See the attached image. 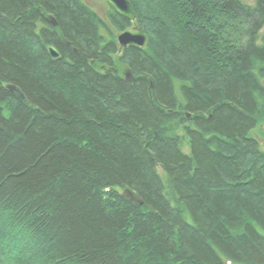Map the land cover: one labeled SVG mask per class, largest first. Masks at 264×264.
Here are the masks:
<instances>
[{
    "label": "trees",
    "instance_id": "16d2710c",
    "mask_svg": "<svg viewBox=\"0 0 264 264\" xmlns=\"http://www.w3.org/2000/svg\"><path fill=\"white\" fill-rule=\"evenodd\" d=\"M129 1L0 0V264H264V0Z\"/></svg>",
    "mask_w": 264,
    "mask_h": 264
},
{
    "label": "water",
    "instance_id": "95a60500",
    "mask_svg": "<svg viewBox=\"0 0 264 264\" xmlns=\"http://www.w3.org/2000/svg\"><path fill=\"white\" fill-rule=\"evenodd\" d=\"M103 1L107 2L109 6L116 12L117 15H119L122 18H125L127 21H129L132 24L135 23L136 13L134 11L133 6L129 3L128 0H103ZM116 40L118 45L122 49H126V48L142 49L148 43L149 38L147 34L144 33L139 27L134 26L132 29L121 32L117 36ZM49 52L52 58L57 59L59 57L57 51L54 48H50ZM126 80L127 82L133 83L135 81V78L132 77L131 75H127ZM15 92L21 100L25 99L24 95L18 88L15 90ZM189 117L190 115L188 114V118ZM127 197L130 198L131 201L136 202L139 205H142V202L139 199L135 198L132 194L129 193Z\"/></svg>",
    "mask_w": 264,
    "mask_h": 264
},
{
    "label": "rangeland",
    "instance_id": "374dc122",
    "mask_svg": "<svg viewBox=\"0 0 264 264\" xmlns=\"http://www.w3.org/2000/svg\"><path fill=\"white\" fill-rule=\"evenodd\" d=\"M87 6H89L91 8L92 11H94L95 13L99 14L101 18L103 19H106L107 17V14L109 13V5L107 3H105L104 1H99V0H82ZM102 35L103 37H106L107 35L102 32ZM240 42V40H239ZM238 42V43H239ZM102 72H105V69L104 68H101L100 69ZM112 71L115 73V74H118L120 75L121 77L125 78L128 74V71L127 69L122 65V64H119L117 65V67L115 66ZM188 117V116H187ZM180 136H183V133L180 132L179 133ZM251 135H256L260 144H261V147L262 149L264 150V123L258 128V129H254L252 132H251ZM184 149L185 150H188L187 147L184 146ZM126 191V190H125ZM125 195H128L129 193H132L131 191L129 192H124ZM132 195L139 199L138 197L135 196L134 193H132ZM131 200V199H130ZM140 200V199H139ZM141 201V200H140ZM133 202V201H132ZM142 202V201H141Z\"/></svg>",
    "mask_w": 264,
    "mask_h": 264
},
{
    "label": "bare ground",
    "instance_id": "6f19581e",
    "mask_svg": "<svg viewBox=\"0 0 264 264\" xmlns=\"http://www.w3.org/2000/svg\"><path fill=\"white\" fill-rule=\"evenodd\" d=\"M128 1H129V0H128ZM129 3H130V1H129ZM130 4H131V3H130ZM123 19H125V18H123ZM136 19H137V15H136ZM125 20H126V19H125ZM126 21H127V20H126ZM127 22L130 23L129 21H127ZM134 26H138V25L136 24V21H135L134 24L130 23V27H129V28H126L125 30L132 29ZM15 87H16V88H15ZM5 88H6V90H8L9 92L13 93L14 96L17 98L18 101H20V102H25V101H26V97H25V95L23 94V92H22L17 86H15L14 84H9V85H7ZM17 88L22 92V94L24 95L25 99L21 100V99L17 96V94H16V92H15V90H16ZM160 176H161V178L163 179V176H162V175H160ZM129 191H130V190L127 189V190L124 191V192H129Z\"/></svg>",
    "mask_w": 264,
    "mask_h": 264
}]
</instances>
